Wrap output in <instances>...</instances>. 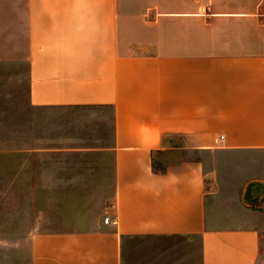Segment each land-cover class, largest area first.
Returning a JSON list of instances; mask_svg holds the SVG:
<instances>
[{
    "label": "crops",
    "instance_id": "obj_1",
    "mask_svg": "<svg viewBox=\"0 0 264 264\" xmlns=\"http://www.w3.org/2000/svg\"><path fill=\"white\" fill-rule=\"evenodd\" d=\"M2 76L25 80L32 109L111 111L107 146L74 129V144L33 131L8 150V188L58 184L68 154L74 172L112 166L116 224L28 229L29 264H127L132 240L150 243L145 264H264L262 220L244 206L264 199V177L239 188L189 159L264 158V0H0Z\"/></svg>",
    "mask_w": 264,
    "mask_h": 264
},
{
    "label": "rangeland",
    "instance_id": "obj_2",
    "mask_svg": "<svg viewBox=\"0 0 264 264\" xmlns=\"http://www.w3.org/2000/svg\"><path fill=\"white\" fill-rule=\"evenodd\" d=\"M3 77H0V167L17 160L16 156L7 154L8 150L32 141L33 138L24 135L33 131L62 132L74 144L76 129L95 136L101 146H107L112 134L109 109H32L27 106L25 80L5 81ZM62 158L65 166L56 173L63 177L58 184L10 188L0 185V264H29L25 233L28 229L41 232L83 230L108 217L113 176L107 156L96 157L93 161L81 159L85 164L80 163L75 172L74 154ZM23 159L26 160L23 157L18 160ZM189 159L200 162L204 171L217 173L221 180L232 181L239 188L264 177V158L254 155L195 152ZM248 190L254 191V188L249 186ZM244 201L246 209L262 220L260 253L264 255V199ZM252 215L234 219L240 226L248 227L254 222ZM149 245L143 240L127 244V264H145L142 253Z\"/></svg>",
    "mask_w": 264,
    "mask_h": 264
},
{
    "label": "built area",
    "instance_id": "obj_3",
    "mask_svg": "<svg viewBox=\"0 0 264 264\" xmlns=\"http://www.w3.org/2000/svg\"><path fill=\"white\" fill-rule=\"evenodd\" d=\"M222 140H223V137H222V136H219V137H217V139L215 140V143L218 144V143H220ZM103 224L114 226V225L116 224V220H115V218H112V217H106V218L103 220Z\"/></svg>",
    "mask_w": 264,
    "mask_h": 264
}]
</instances>
